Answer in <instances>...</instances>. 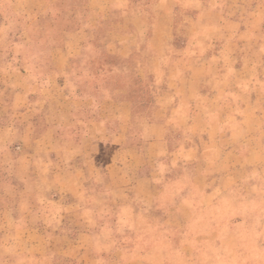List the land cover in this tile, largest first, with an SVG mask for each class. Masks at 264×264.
<instances>
[{"label":"rangeland","instance_id":"1","mask_svg":"<svg viewBox=\"0 0 264 264\" xmlns=\"http://www.w3.org/2000/svg\"><path fill=\"white\" fill-rule=\"evenodd\" d=\"M0 264H264V0H0Z\"/></svg>","mask_w":264,"mask_h":264},{"label":"crops","instance_id":"2","mask_svg":"<svg viewBox=\"0 0 264 264\" xmlns=\"http://www.w3.org/2000/svg\"><path fill=\"white\" fill-rule=\"evenodd\" d=\"M161 1H165V0H161ZM150 126L153 127V129L158 128L156 129L158 133L152 136L151 137L152 139L147 140L146 145L144 146V150H142L141 153L138 150H136V146L134 144L128 143L126 136L121 137L122 141L120 139L117 141V138H120L119 134L114 135V139H113L114 144H121V145H119L120 147H118L117 150L113 149V151L115 150L117 151L116 155L119 156V160H121V162L124 163L125 166H116L115 171L114 169L110 171L111 175L113 172L115 174L122 172V175L116 178L124 179L126 176L129 175V171L131 170L129 169L128 165H131L132 163L136 164L134 165L135 169H139L145 164H152L156 166L157 164H162V162L164 161V157H166L167 152H168V146H167V142L165 138L164 129L161 125L150 124ZM149 129L151 130L152 128H149ZM182 150L184 151L180 153V157L178 156L177 161H175L173 164L175 168H177L178 166L193 165L196 159L199 158L200 156L198 146H195L193 144H184V147L182 148ZM231 152H232V149L229 147H226L223 150V153L225 154V156L222 157L221 161L222 162L230 161L232 159V157H230ZM233 156H235V154ZM205 165H206V168H211L208 171L205 170V173L215 171V169L213 168L212 162L209 159L205 163ZM95 167H96V171L99 172L100 168H98L97 163H95ZM155 171H156L155 174L154 173L151 174L150 172V174L145 173V174L136 176V178L133 181L131 190L132 191H148L145 194H149L150 191H155L157 185H156V182L154 181L156 179V176H158L159 174L158 170H155ZM242 172H243V169H230L229 168L226 173L221 174L222 181L230 185L232 182H235L242 176L241 175ZM227 174L229 176L225 177V175ZM111 177L114 179L113 175ZM208 188L206 189V191L210 190Z\"/></svg>","mask_w":264,"mask_h":264}]
</instances>
